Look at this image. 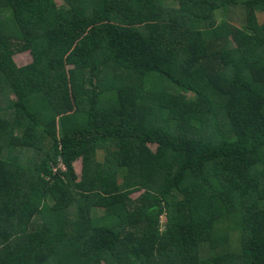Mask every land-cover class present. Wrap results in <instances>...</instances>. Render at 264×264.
<instances>
[{
	"label": "trees",
	"instance_id": "obj_1",
	"mask_svg": "<svg viewBox=\"0 0 264 264\" xmlns=\"http://www.w3.org/2000/svg\"><path fill=\"white\" fill-rule=\"evenodd\" d=\"M58 1L0 0V264H264V0Z\"/></svg>",
	"mask_w": 264,
	"mask_h": 264
},
{
	"label": "rangeland",
	"instance_id": "obj_2",
	"mask_svg": "<svg viewBox=\"0 0 264 264\" xmlns=\"http://www.w3.org/2000/svg\"><path fill=\"white\" fill-rule=\"evenodd\" d=\"M167 5H172L174 4V0H163ZM59 4H63L64 1L63 0H59L58 1ZM231 17L235 18L236 19V16L234 15H231ZM14 60L15 62L17 63L18 66H25V65H29L30 63H32L33 61V56L31 53H22V54H18L14 57ZM103 159V154L100 155V160ZM75 168H76V171L78 174L82 173V168H83V165H82V162H78L76 165H75ZM139 195H135V198H137ZM164 224H166L167 222V218L164 217V220H163Z\"/></svg>",
	"mask_w": 264,
	"mask_h": 264
}]
</instances>
